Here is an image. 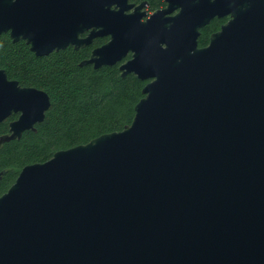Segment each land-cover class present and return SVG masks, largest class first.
<instances>
[{
    "label": "water",
    "instance_id": "water-1",
    "mask_svg": "<svg viewBox=\"0 0 264 264\" xmlns=\"http://www.w3.org/2000/svg\"><path fill=\"white\" fill-rule=\"evenodd\" d=\"M164 2L145 17L128 0H0V34L34 54L107 36L81 64L130 53L121 75L146 81L129 124L0 194V264H264V0ZM48 106L0 68V123L17 114L0 143Z\"/></svg>",
    "mask_w": 264,
    "mask_h": 264
},
{
    "label": "trees",
    "instance_id": "trees-1",
    "mask_svg": "<svg viewBox=\"0 0 264 264\" xmlns=\"http://www.w3.org/2000/svg\"><path fill=\"white\" fill-rule=\"evenodd\" d=\"M147 2L150 10L164 4L163 0ZM226 19L214 17L202 27L198 45H206L210 33ZM105 40L97 37L78 49L67 46L36 55L24 40L13 41L7 32L0 34V68L7 77L49 96V106L34 130H25L19 138L0 143V194L15 181L24 165L44 162L57 150L120 130L131 122L146 81L133 73L122 76L118 63L99 67L81 64L89 58L92 48ZM16 117L11 114L0 123V136L8 133V124Z\"/></svg>",
    "mask_w": 264,
    "mask_h": 264
},
{
    "label": "flooded vegetation",
    "instance_id": "flooded-vegetation-1",
    "mask_svg": "<svg viewBox=\"0 0 264 264\" xmlns=\"http://www.w3.org/2000/svg\"><path fill=\"white\" fill-rule=\"evenodd\" d=\"M163 2H164V0H163ZM128 3H132L133 4V6L128 10V12H130V11H132L133 9H134V7L135 6H137L138 4H140V3H144V5H143V7L141 8V10L142 11H145L146 12V16L145 17H147L149 14H151L152 12H154L156 9H158V8H162V7H164L165 6V2H164V4L162 5V6H160V7H158V8H156V9H153V10H150L149 8H148V2H147V0H141V1H139V2H135V1H133V0H128ZM227 17V16H226ZM221 18H223V17H221ZM143 19H145V18H143ZM227 19H228V17H227ZM226 19V20H227ZM225 22V21H224ZM223 22V23H224ZM223 23H221V24H223ZM221 24H220V26H221ZM204 27V26H203ZM220 28V27H219ZM211 34V33H210ZM85 34H83V36H84ZM101 37H103V38H106V40L103 42V43H105L107 40H108V37L107 36H101ZM95 38H97V37H95ZM95 38H93V40L95 39ZM92 40V41H93ZM92 43V42H91ZM90 43V44H91ZM102 43V44H103ZM89 44V45H90ZM102 44H100V45H102ZM100 45H98V46H100ZM98 46H95V47H98ZM95 47H93V48H95ZM92 48V49H93ZM92 51V50H91ZM130 57V53H128L127 55H126V57L122 60V61H120V62H117L118 63V67L120 66V64H122L124 61H126L128 58ZM116 63V64H117Z\"/></svg>",
    "mask_w": 264,
    "mask_h": 264
}]
</instances>
